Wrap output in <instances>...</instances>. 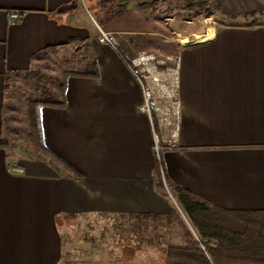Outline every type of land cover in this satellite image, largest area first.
Here are the masks:
<instances>
[{
    "label": "crops",
    "instance_id": "0c3cea01",
    "mask_svg": "<svg viewBox=\"0 0 264 264\" xmlns=\"http://www.w3.org/2000/svg\"><path fill=\"white\" fill-rule=\"evenodd\" d=\"M210 1L221 15L252 18L198 20L185 0H88L94 16L76 0H0V264H67L62 222L67 238L81 216L165 215L178 210L174 187L218 208L264 211V0ZM11 10L22 13L15 24ZM90 18L118 39L117 53L96 42ZM136 50L178 56L176 150L158 156L124 63ZM83 53L97 77L68 75L63 106L37 107V145L27 99L31 150L18 155L11 79L67 54L62 78Z\"/></svg>",
    "mask_w": 264,
    "mask_h": 264
},
{
    "label": "trees",
    "instance_id": "16d2710c",
    "mask_svg": "<svg viewBox=\"0 0 264 264\" xmlns=\"http://www.w3.org/2000/svg\"><path fill=\"white\" fill-rule=\"evenodd\" d=\"M209 1L185 0V9L191 11L190 17H209ZM78 59V70L67 71L62 78L48 76L39 70L26 74L37 95L28 100V138L32 144L40 142L37 107L63 106L64 78L68 75L91 79L97 77L96 63L90 54L85 56L83 53ZM156 180L159 187H162L160 178ZM169 192L191 231L173 207L165 215H135V218L149 221L165 220L167 225H175L180 230V245L165 247L164 264H264V211L218 208L178 187Z\"/></svg>",
    "mask_w": 264,
    "mask_h": 264
},
{
    "label": "rangeland",
    "instance_id": "374dc122",
    "mask_svg": "<svg viewBox=\"0 0 264 264\" xmlns=\"http://www.w3.org/2000/svg\"><path fill=\"white\" fill-rule=\"evenodd\" d=\"M84 1L90 14L94 16L88 0ZM208 7L212 17L218 21H235L236 19L248 21L252 18L241 15H221L218 7L212 1H209ZM202 19L203 17L200 15L198 20ZM198 28H201V23H193L192 27L189 25V30ZM171 32H173L172 29L166 36L173 38ZM185 33L186 31L183 34ZM172 45L170 44L169 50L165 53H171L170 49L175 48ZM154 54L159 57L169 55ZM65 56L67 54L42 60L38 70L48 76L59 78L61 73L67 69L62 60ZM70 70L77 71L78 68L72 66ZM11 80L9 101L13 110L10 112L9 125L12 129L8 132L9 144L18 150V155L24 154L25 156L31 150L26 139L27 99H34L37 95L32 91L31 80L22 75H17ZM160 188L163 189V185ZM171 207L175 208L173 204ZM61 225L58 226L62 228V231L60 229L63 243L62 253L64 260L66 259L68 262L67 264H164L165 247L167 245H180V230L175 225H167L165 220L149 221L127 216H81L67 224L66 229L69 231L67 238L62 233L64 223L62 222ZM65 251L67 252L65 253Z\"/></svg>",
    "mask_w": 264,
    "mask_h": 264
},
{
    "label": "built area",
    "instance_id": "2783aa9c",
    "mask_svg": "<svg viewBox=\"0 0 264 264\" xmlns=\"http://www.w3.org/2000/svg\"><path fill=\"white\" fill-rule=\"evenodd\" d=\"M76 1L87 12L84 0ZM21 15V12L11 10L7 15L8 24H15ZM91 21L96 30V42L107 45L117 53L120 47L118 39ZM124 63L140 91L141 105L138 109L147 119L154 155L176 150L180 117L177 102L178 56L159 57L154 53L136 50L126 55ZM9 171L22 173L19 166H11Z\"/></svg>",
    "mask_w": 264,
    "mask_h": 264
},
{
    "label": "water",
    "instance_id": "95a60500",
    "mask_svg": "<svg viewBox=\"0 0 264 264\" xmlns=\"http://www.w3.org/2000/svg\"><path fill=\"white\" fill-rule=\"evenodd\" d=\"M178 210H179V209H178ZM179 214L181 215V217H182V219L184 220L185 224L187 225V227H188V228H189V230L191 231V229H190V227H189L188 223H187V222H186V220L183 218V216H182L181 212H179Z\"/></svg>",
    "mask_w": 264,
    "mask_h": 264
},
{
    "label": "bare ground",
    "instance_id": "6f19581e",
    "mask_svg": "<svg viewBox=\"0 0 264 264\" xmlns=\"http://www.w3.org/2000/svg\"><path fill=\"white\" fill-rule=\"evenodd\" d=\"M178 40H179L181 43H183V44L186 42V40L183 39L182 37H178Z\"/></svg>",
    "mask_w": 264,
    "mask_h": 264
}]
</instances>
